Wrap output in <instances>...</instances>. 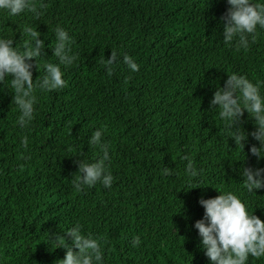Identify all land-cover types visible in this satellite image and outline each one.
<instances>
[{
    "label": "trees",
    "instance_id": "1",
    "mask_svg": "<svg viewBox=\"0 0 264 264\" xmlns=\"http://www.w3.org/2000/svg\"><path fill=\"white\" fill-rule=\"evenodd\" d=\"M34 2L42 15L0 10V34L14 38V46L29 39L21 33L25 25L41 33L45 48L38 69L32 61L34 82L45 61L58 62L52 49L57 25L73 38L76 59L62 65L65 87L36 89L35 118L24 128L11 76L0 83V264H55L66 250H50L46 233L63 234L77 223L101 241L103 264H211L194 225L204 217L200 197L219 195L215 188L247 196L250 210L264 219L255 203L264 207V197L247 193L234 170L264 168L250 152L258 142L249 137L245 157L219 109H210L215 88L233 72L264 80V29L247 50L237 49L235 40L226 43L227 0ZM112 51L120 61L109 72L103 61ZM124 54L138 71L127 67ZM101 126L111 145L113 184L77 192L75 161L81 153L90 162L102 155L87 142ZM244 127L254 130L252 121ZM185 156L202 170L199 176L186 175ZM256 194L264 196V189ZM136 235L139 247L131 243ZM248 264H264V257L250 256Z\"/></svg>",
    "mask_w": 264,
    "mask_h": 264
},
{
    "label": "clouds",
    "instance_id": "2",
    "mask_svg": "<svg viewBox=\"0 0 264 264\" xmlns=\"http://www.w3.org/2000/svg\"><path fill=\"white\" fill-rule=\"evenodd\" d=\"M227 3L230 7L221 17L224 41L232 43L235 40L237 49L247 50L250 40L255 42L260 35L259 30L264 29V2L227 0ZM0 10L6 11L9 16L24 13L26 10L37 16L42 15L34 0H0ZM21 33L29 37L23 46H17L16 42L14 46V38L0 34V83L11 76L12 101L20 109L17 121L19 126L24 128L35 118L38 101L36 89L50 92L65 87L62 65H71L76 57L72 53L73 38L64 27L57 25L56 43L52 49L58 62L45 61L44 74L38 76L34 82L32 61L35 59L38 69L37 58L44 55L45 43L40 39L41 33L37 27L25 25ZM119 61V54L112 51L111 57L103 63L107 70L112 72L113 65ZM123 62L132 72L139 70L140 65L131 55L124 54ZM210 109H219L218 116L223 121L225 130L234 140L236 147H242L245 157V144L251 137L258 142L251 144V154L257 157V162L264 160V80L254 82L247 75L233 72L228 75L225 86L215 88L210 100ZM245 112L248 114L247 119L244 118ZM248 121L254 124V130L250 132L244 127ZM105 132L106 126L96 128L87 141L90 146H97L102 155L90 162L81 153L79 157L82 158L75 161L79 165L78 175L73 180L77 192L97 183L106 188H111L113 184L114 176L108 163L111 160V145L103 139ZM21 142L27 148L29 138L24 136ZM184 159L188 160L186 175L199 176L202 170H198L187 156ZM234 170L242 178L247 193L264 197L256 194V190L264 189V168L242 165L238 170ZM164 172L171 174L172 169L165 167ZM215 189L219 195L207 199L201 196L199 199L205 212L203 219L197 220L194 225L200 237L198 247L204 251L211 264H248L250 256L264 257V219L250 210L253 202L235 191ZM255 203L256 209H264L260 206V201ZM61 231L63 234L46 233V243L50 250H66L65 258L57 260L55 264H103L104 250L101 241L90 233L85 234L82 225L77 223ZM69 239L71 243L68 242ZM131 243L133 247H139L142 243L140 236L132 237Z\"/></svg>",
    "mask_w": 264,
    "mask_h": 264
}]
</instances>
